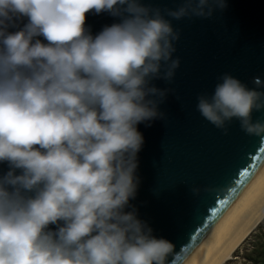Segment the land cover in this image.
Wrapping results in <instances>:
<instances>
[{
    "label": "clouds",
    "instance_id": "1",
    "mask_svg": "<svg viewBox=\"0 0 264 264\" xmlns=\"http://www.w3.org/2000/svg\"><path fill=\"white\" fill-rule=\"evenodd\" d=\"M225 7L183 0L162 14L141 0H0V162L10 166L0 178V264H166L174 246L124 212L139 184L137 125L165 118L158 105L170 89L152 81L170 83L180 66V32L165 15L209 19ZM92 10L121 22L93 36ZM14 17L28 23L8 33ZM219 80L197 98L202 117L224 134L235 118L264 139V121L252 119L264 92L228 73ZM252 83L264 87L259 76Z\"/></svg>",
    "mask_w": 264,
    "mask_h": 264
},
{
    "label": "water",
    "instance_id": "2",
    "mask_svg": "<svg viewBox=\"0 0 264 264\" xmlns=\"http://www.w3.org/2000/svg\"><path fill=\"white\" fill-rule=\"evenodd\" d=\"M141 3L163 14L183 0ZM165 18L180 32L173 42V59L178 57L180 66L170 83L152 81L158 89H170L158 105L165 118L137 125L144 138L135 171L139 184L124 212L135 211L154 237L174 246L166 264H222L264 216V139L247 134L235 118L226 122L224 134L202 117L197 98L210 97L224 73L264 92L252 83L256 76L264 80V0H226V7L209 19ZM119 22L108 12L92 10L85 27L95 36ZM27 23V17H14L7 32ZM36 39L48 43L43 36L32 42ZM252 119L264 121V111H253ZM9 170L8 162H0V178ZM20 174L16 169L15 175ZM63 224L48 228L55 232Z\"/></svg>",
    "mask_w": 264,
    "mask_h": 264
},
{
    "label": "rangeland",
    "instance_id": "3",
    "mask_svg": "<svg viewBox=\"0 0 264 264\" xmlns=\"http://www.w3.org/2000/svg\"><path fill=\"white\" fill-rule=\"evenodd\" d=\"M236 260L226 264H262L264 258V221L251 232L234 253ZM233 258V259H234Z\"/></svg>",
    "mask_w": 264,
    "mask_h": 264
},
{
    "label": "bare ground",
    "instance_id": "4",
    "mask_svg": "<svg viewBox=\"0 0 264 264\" xmlns=\"http://www.w3.org/2000/svg\"><path fill=\"white\" fill-rule=\"evenodd\" d=\"M262 221H264V216L258 221V223L251 229V231L241 240V242L235 247V249L233 250V252L231 253V259H229V260H225L222 264H226L228 261H230V260H233V258H234V253H235V251L238 249V248H240V246H241V244H242V242L245 240V238L251 233V232H253L256 228H257V226L262 222Z\"/></svg>",
    "mask_w": 264,
    "mask_h": 264
},
{
    "label": "trees",
    "instance_id": "5",
    "mask_svg": "<svg viewBox=\"0 0 264 264\" xmlns=\"http://www.w3.org/2000/svg\"><path fill=\"white\" fill-rule=\"evenodd\" d=\"M261 263L264 264V258L262 259Z\"/></svg>",
    "mask_w": 264,
    "mask_h": 264
},
{
    "label": "built area",
    "instance_id": "6",
    "mask_svg": "<svg viewBox=\"0 0 264 264\" xmlns=\"http://www.w3.org/2000/svg\"><path fill=\"white\" fill-rule=\"evenodd\" d=\"M237 259V257H235L233 260H236Z\"/></svg>",
    "mask_w": 264,
    "mask_h": 264
}]
</instances>
